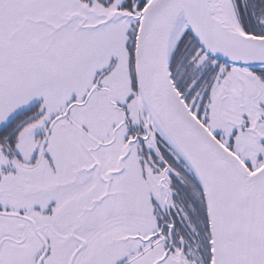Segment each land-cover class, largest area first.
<instances>
[{
  "label": "snow or ice",
  "instance_id": "6c2138e0",
  "mask_svg": "<svg viewBox=\"0 0 264 264\" xmlns=\"http://www.w3.org/2000/svg\"><path fill=\"white\" fill-rule=\"evenodd\" d=\"M0 264H264V0H0Z\"/></svg>",
  "mask_w": 264,
  "mask_h": 264
}]
</instances>
